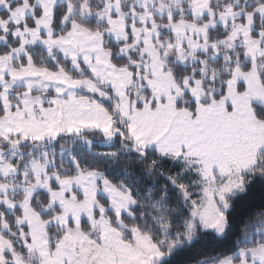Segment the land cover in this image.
<instances>
[{
	"label": "snow or ice",
	"instance_id": "snow-or-ice-1",
	"mask_svg": "<svg viewBox=\"0 0 264 264\" xmlns=\"http://www.w3.org/2000/svg\"><path fill=\"white\" fill-rule=\"evenodd\" d=\"M0 264H264V0H0Z\"/></svg>",
	"mask_w": 264,
	"mask_h": 264
}]
</instances>
